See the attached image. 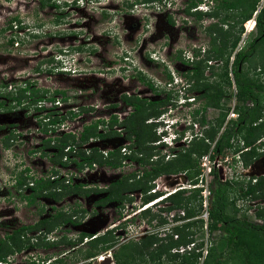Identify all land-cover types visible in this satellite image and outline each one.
Segmentation results:
<instances>
[{"label": "rangeland", "instance_id": "1", "mask_svg": "<svg viewBox=\"0 0 264 264\" xmlns=\"http://www.w3.org/2000/svg\"><path fill=\"white\" fill-rule=\"evenodd\" d=\"M133 1L55 0L57 7L44 6L41 8L38 6L37 0H0V82L7 83L9 85L7 89L14 88L16 90L22 81H27L31 86L42 90L50 88L64 90L66 96L64 101L61 100L59 105L50 108L51 112L66 114L71 109H86V111H81V114L75 119L67 121L68 123L63 128L68 131L77 132L81 121L103 119L109 114H117V117L125 114L128 106L126 107L119 100V95L122 92L138 93L139 96H145L147 100L164 98L165 94H169L167 102L157 106L159 110H164L159 116L160 119L155 123L154 117L156 116H153L145 121L148 122L152 119V122L149 123L151 138L158 139V134L174 129L183 131L190 120L196 122L192 125L194 132L208 128L210 124L204 122L201 126L198 123L199 118L203 116L205 120L214 124L219 116L220 108L208 106L193 116L195 113H192V108L201 106L204 100L203 97H196L202 92L201 89L191 87L192 89L189 90L184 82L190 73L185 60L190 61L192 52H198L199 57L203 54L209 40L204 26L216 19L214 17L196 19L192 15L184 14L183 7L188 0H161V4L158 5L155 1L132 4ZM262 3L263 0H260L258 7ZM197 4L198 8L204 10L212 4V0L211 3L200 0ZM104 13L108 15V18L101 16ZM14 17L20 20V23L25 27L7 28L9 19ZM169 17L172 23L168 21ZM251 24L247 23L248 32L244 33L243 29L237 42V46L244 44V50L248 49L247 43L255 36V24L253 27ZM225 28L226 26L222 25V29ZM10 38L18 43L10 44ZM235 50H232L231 56ZM248 58L250 67L247 69L248 62H244L242 70H248L249 76L255 82L264 85V67L257 64V67L253 69V65L260 60L258 55H252L251 52ZM230 60L231 58H229V66ZM205 64L208 66H204L203 61L202 82H212L214 89H221L223 93L218 100V105L228 108L225 119L215 135L217 137L223 127L228 124L227 118L236 115L235 105L239 102L235 98L231 73L227 75L228 82L220 73V60L211 59ZM138 72L142 74V81L145 84L142 82L140 85L138 84ZM167 74L170 76L169 79ZM171 78L172 81L169 82ZM146 82H153L156 92L150 91ZM20 94L28 95L27 98L22 99L20 105L9 110L0 109V235L10 232L22 223H30L38 219L40 206H42V211L44 208L48 213L51 212L49 207L54 205L74 206L77 218L81 221L76 224L65 223L60 226H52L47 235H44L42 230L22 231L21 240L28 241V243L21 250L8 254L6 263L0 264H26L29 261H34V264H51L52 259L56 256L64 257L63 264H89L90 261L83 259L77 250L86 248L83 243L88 239V235L91 237L99 235L105 230L110 232L113 237H117V242L109 249L112 261L111 254L117 250L120 244L130 242L129 245H131L153 231H156L159 237L163 233L165 236L176 233L173 231L175 225L182 224L185 220H176L174 217L177 214L181 216L183 210L175 208L165 212L164 209H159L164 208L168 201H162L149 208V211L155 214L154 219L149 220L148 217H141L138 214L132 217L131 224L128 225L130 221L126 220L121 222L117 229L109 230L112 222L120 220L121 216L126 213L136 212L140 207L141 195L137 189L127 193L131 200L122 206H117L114 202L96 206L94 200L102 196L103 192H92L86 197L67 195L58 202L39 197L33 206L26 205L22 194L28 192V186L26 184L16 186L15 178L23 168H27L26 175L29 177L26 181L28 183L31 181L30 176L37 178L42 173L50 174L51 163L47 153L52 148H42L43 140L47 136V132L41 131L42 128L47 127L42 122L46 121L45 114L49 109L47 107L39 108L37 101L29 102L32 96L27 91ZM186 97H189L188 100L192 97L195 99L189 102ZM2 99L0 96V100ZM246 103L250 104L251 102L247 101ZM43 105L46 106L48 103ZM262 113V118H264V109ZM170 123L174 124L170 125ZM97 130H101L99 126ZM184 133L189 135L190 130H186ZM127 143L128 140L123 137V132H121L117 136L92 140L88 146H96L99 150H110L117 146H125ZM167 147L165 143L157 144L155 148L157 156L161 157L169 152ZM221 152L220 155H215L212 161L207 159L203 162L199 157L196 159L194 169L187 168L177 173L161 174L156 177L157 181L153 186L160 189H172L177 186L189 188L188 183L199 182V178L202 177V186L200 183L195 186L202 189L207 184L209 186L212 180L217 179L215 177L217 175L220 182L229 180L232 187L236 188L239 184L246 183V178L242 179V176L252 177V175L264 174V153H262L264 152V143L256 148L258 155L252 157L250 166L245 168V174L241 173L243 170H241L239 162L233 161V153L228 150L222 152L221 155ZM165 158L166 155L163 160ZM53 168L57 170L58 177L72 174L75 175V180H82L91 187L102 188L127 172H132L135 169L145 170L148 166L140 167L134 160H126L119 169H109L101 165L92 170L74 173L75 170L71 163L67 167L55 165ZM206 168L209 170L214 168L217 171L216 175L214 176L212 172L205 174ZM183 172H186L185 176L182 175ZM233 195V190L228 193V197ZM209 196L205 202L206 208ZM239 199L241 200H236L234 203L237 209L236 217L248 223L259 224L256 221L258 215L255 210L259 206H263L264 201H259L260 199L257 197H252V201H247L248 198H246L247 200ZM196 205V202L189 205L194 208L195 213L187 218L188 221L203 219L202 230H196L197 224L189 227L190 231L195 230L192 234L195 241L201 239L203 241L207 235L210 240L208 246L212 245V251L219 254L221 258L218 264H245V255H238L236 252L230 253L225 241L222 240L220 230L215 229L211 234H206L204 218H207V213L205 214V207L197 211ZM81 208L86 212L81 214L78 211ZM156 216L163 218L165 223L158 225ZM125 229L129 232L127 233ZM81 233L86 235L81 236ZM243 234L245 233H241V235ZM59 235L63 237H58ZM77 235L82 237V244L70 246L67 240L76 239ZM250 242L253 244V241ZM78 246L79 248H77ZM156 247L153 245L150 247L154 255H157ZM127 251H130V247ZM101 253L103 252L99 254ZM124 257L126 256L124 255ZM43 260L45 261L42 262ZM208 260L212 264L215 258L212 257ZM155 261H158L155 256L150 258L148 254H145L142 257L138 256L134 263L152 264ZM159 261L161 264H185L186 262L181 263L180 256L169 260L165 254L160 255Z\"/></svg>", "mask_w": 264, "mask_h": 264}, {"label": "trees", "instance_id": "2", "mask_svg": "<svg viewBox=\"0 0 264 264\" xmlns=\"http://www.w3.org/2000/svg\"><path fill=\"white\" fill-rule=\"evenodd\" d=\"M47 0H39L40 7L45 5ZM155 1L156 5L161 4V0H134V3H148ZM200 0H188L186 5L183 7L184 14L192 15L196 19L202 17L215 18L216 21L209 22L204 29L209 35L208 46L206 50L199 57L198 52H194L191 64L193 66L192 73L187 75L186 82L187 87L190 89L198 88L202 92L196 97H203V103L201 106L193 109V112L197 114L208 106L219 107L220 113L212 124L208 122L203 116L199 118L200 125L204 122L209 123L208 128L202 129V134L199 137L191 139L190 142L181 151H178L170 159L163 160L164 155L157 156L155 153V144H150L155 141L154 137L151 138V122H145L148 118L158 116L161 110L158 109L160 106L167 102L169 94H166L164 98L158 100H147L146 98H140L137 96H126L122 94L120 100L124 105L129 106L131 110L125 117L118 120L116 114H109L106 118L97 119L94 121L80 122V130L76 137L71 132H63L59 130L60 124L65 121H71L79 116L81 111L86 109L77 108L69 110L66 114L60 112H51L50 108L56 107L52 104L59 96V100L64 101L65 91L62 89H39L31 86L27 81H22L17 87L10 89L5 82H0L2 91L0 96L3 98L0 100V109L9 110L21 104L22 99L27 96H22L20 93L28 92L33 101H48L53 106L49 107L47 114H45L46 121L42 122L43 125H47L41 131L47 132L45 140H43L42 148H52L47 153L48 160L50 161V174L43 178H34L30 176L32 184L26 180L29 176L26 175L27 168H23L18 172V176L15 178L16 186L24 185L29 187V193L23 196L26 201L31 204L34 203L37 196L44 195L58 200L62 195L76 193V194H88V188H82L81 184L73 183L69 180L63 182V177L57 176V170L53 167L60 165L67 167L70 163L74 167L75 172H82L84 169H92L96 166H106L112 169L120 168L123 166L125 159L134 160L140 166H148L145 170L135 169L132 172L121 175L118 179L111 182L106 188L103 189L105 195L102 201L116 200L122 202L125 196L122 194L124 190L137 189L141 194V202L150 201L156 194H146L150 189L151 185L148 183L153 178L160 174L177 173L183 170L194 169L196 165V159L199 156L207 153L210 143L213 142L212 152L213 154H219L221 151H230L231 153L238 156L233 158L234 162L240 161L241 164L247 165L250 163L253 156L258 155L256 148L264 143V141L256 144L255 141L264 135V121L262 118V110L264 109V85L255 82L248 74V70H242V64L248 62L249 65V54H257L260 59L258 63L253 65L255 69L257 64L264 67V0L261 6L258 7L260 0H212V4L208 6L206 11H200L195 9L197 2ZM57 7V4L51 3ZM130 5V4H129ZM194 8L192 11H190ZM254 14L255 24V36L247 43L248 49L244 50V44L237 46L241 34L243 33V23L251 18ZM15 21L17 25L24 28L25 25L21 24L20 20L16 17L9 19L7 28L11 27V22ZM168 21L171 23L170 17ZM222 25L226 28L222 29ZM13 39H9L11 44ZM262 46V48H261ZM239 47V48H238ZM236 49V50H235ZM232 50H235L231 56ZM260 54V55H259ZM230 60V66L228 65ZM217 61L220 60L221 75L224 76L228 82V73L232 75V81L235 87V98L239 102L235 105V118H229L226 122V126L220 131L221 123L224 121L227 109L225 106H219L218 100L222 95L221 89H214L206 82H202V63L204 66H208L206 61ZM211 67V65H209ZM230 67V68H228ZM139 74V80L145 84L142 80V75ZM168 79L169 74L166 75ZM138 77V76H137ZM146 86L152 91L156 92L155 88L152 87L151 82H146ZM192 87V88H191ZM209 89V91H208ZM40 91V92H39ZM195 99V97H193ZM4 101V102H2ZM251 102L247 104L246 102ZM49 112V113H48ZM155 118V117H154ZM197 121V120H196ZM258 121V122H257ZM41 122V121H40ZM148 123V124H147ZM101 130H97V128ZM119 128V130H117ZM123 132V137L129 141L126 145V149H129V153H122L120 151L121 146L114 147L110 150L101 151L96 146H88V143L92 140H100L106 137H113ZM213 154L210 155L212 159ZM196 171V169H195ZM210 172L215 176L217 171L212 169ZM186 173V172H185ZM74 176V175H73ZM187 176H189L187 174ZM217 179L211 181L208 186L209 200L206 218V231L207 234L215 229L221 231L222 240L225 241L226 247L230 253L236 252L238 255H245V264H264V224L255 225L248 223L247 221L236 217L235 208V195L228 197L230 191H234L242 197L248 196L249 198L257 197L264 198V178L259 177L254 184L247 183L245 186L233 188L229 180L220 182L218 176ZM200 188L192 189L188 194H184V191H178L170 195L167 199L169 204L165 206V211L172 209H182L183 215H177L174 219H187L193 216L195 211L191 205L196 202L197 211L202 209L201 197L199 196ZM131 198H126V201H130ZM192 202V203H191ZM73 213V212H71ZM71 213H60L56 211L51 214L47 219H39L30 228H45L49 230L52 226H57L59 223L70 220ZM256 215H264V206L255 210ZM139 215L141 217H148L149 220L154 219L155 214L151 213L149 209L142 210ZM157 217V224L165 223V220L160 216ZM197 224L196 230H202L203 219H195L192 221H184L182 224L175 225L173 229L177 233V237L173 238L172 234L165 233L161 237H158L156 232L147 234L144 238L130 244H121L116 251L112 252L114 264H135L134 260L138 256H144L148 254L150 258L156 257L158 261L152 264H161L159 261L160 255L167 256L169 260H173L176 257L181 258V263L195 264L197 258L200 255L199 251H195L202 247V239L195 241L192 234L195 230L190 231L189 227ZM29 226H19L8 233H5V239H0V262H6V255L21 250L28 241L21 240L23 234L22 231L28 229ZM241 233H245L241 235ZM86 235L81 233V236ZM89 239L84 250H77L81 254L83 259L90 258L102 251L110 248L114 241L113 236L110 232L94 235ZM165 237V238H164ZM2 240V241H1ZM164 240V241H162ZM81 241V238H79ZM253 241V244L252 242ZM188 242H194L193 248L188 253H174L170 252V249L180 244H186ZM155 244V250L157 255L153 254L151 247ZM210 244V243H209ZM130 247V251L127 249ZM154 249V248H153ZM212 245L207 246L206 255L204 256L201 264H210L209 258H215L214 263L218 264L221 258L219 254L214 253ZM235 250V251H234ZM243 250V252H241ZM124 255L126 257H124ZM43 260L42 262H44ZM53 261V260H52ZM34 261L26 262V264H34ZM53 264H63L61 259H56Z\"/></svg>", "mask_w": 264, "mask_h": 264}, {"label": "flooded vegetation", "instance_id": "3", "mask_svg": "<svg viewBox=\"0 0 264 264\" xmlns=\"http://www.w3.org/2000/svg\"><path fill=\"white\" fill-rule=\"evenodd\" d=\"M45 2V1H44ZM55 2V0H47V2H45V5L44 6H48V7H52V8H54V7H56V6H54V5H51V3H54ZM56 3V2H55ZM37 4H38V6L40 7V3H39V0H37ZM43 6V7H44ZM101 16L103 17H105V18H108V15L107 14H101ZM118 16V15H117ZM110 18H112V16H110ZM109 18V19H110ZM108 19V20H109ZM172 21V20H171ZM172 23V22H171ZM76 50H79V48H76ZM193 54H194V52H192L191 53V58L193 57ZM193 59H190V61L189 62H187V60H185V62L186 63H188V71L190 72V73H192V70H193V66H192V64H191V61H192ZM215 63V62H214ZM189 73V74H190ZM139 74H141V73H139L138 72V78H137V82H138V84L140 85L141 84V81L139 80ZM142 75V74H141ZM153 83V82H152ZM208 84L209 85H211V87H213V84H212V82H208ZM152 86H153V88H154V85L152 84ZM150 91H151V89H149ZM156 90V89H155ZM152 92H154V91H152ZM122 94H124V95H126V96H137V97H140V98H145V96H142V95H140L139 96V94L138 93H131V94H129V93H125V92H122L120 95H119V100H120V96L122 95ZM165 96H166V94H165ZM159 99V98H158ZM158 99H155V100H158ZM121 101V100H120ZM122 102V101H121ZM123 103V102H122ZM131 110V108H129V111ZM127 114L125 113V114H123L122 115V117L121 118H123V117H125ZM228 120V119H227ZM107 138V137H106ZM102 139H104V138H102ZM102 139H100V140H102ZM45 149V148H44ZM60 166V165H59ZM140 166V165H139ZM61 167H64V166H61ZM95 167H97V166H95ZM94 167V168H95ZM141 167V166H140ZM94 168H92V169H94ZM107 168H109V167H107ZM121 168V167H120ZM109 169H112V168H109ZM116 169H119V168H116ZM80 173V172H79ZM127 173H129V172H127ZM124 175V174H123ZM47 176V173L46 174H44V173H42V174H39V176L37 177V179H39V178H43V177H46ZM64 176V179L65 180H63V182H67V180H68V178H69V180L71 181V182H73V183H79V184H81V186H82V188H88V190H91V191H89V193L88 194H76V193H71V194H66V195H62L58 200H53L52 198H50V197H48V196H46V195H44V193L42 192V194L41 195H39V196H37L36 197V199H35V201H34V203L36 202V200L39 198V197H41V199L43 198H46V199H50L52 202H58V201H60V199H62L63 197H65V196H67V195H76V196H78V197H86L87 195H89L90 193H92V192H103L104 194L102 195V196H100V197H97V198H95V200H94V204L96 205V206H101V205H103V204H105V203H107V202H114L115 203V205H117V206H122V205H124L126 202H130V201H126V198L128 197L127 196V193H129L131 190H124V191H122V194L125 196V199H123V201L122 202H118V201H116V200H107V201H102V199H103V197H104V195H105V192L103 191V189L104 188H106L111 182H113V181H111V182H109L108 184H106V185H104V187H97V186H90V185H87V184H85L82 180H75L74 179V177H75V175L73 176L72 174H64V175H62L61 177H63ZM35 178V177H34ZM30 184H32V182H30ZM23 185V184H22ZM27 189H28V192H26V194H28L29 193V187H27ZM139 192V191H138ZM140 193V192H139ZM26 194H22V199H23V201H24V203L26 204V205H28V206H33L34 205V203H31V204H29L27 201H26V199L23 197V196H25ZM257 199H260L259 201H264V198H257ZM256 202H257V200H256ZM50 208V213H48V212H46L45 211V209L43 208V211H42V206H40V209H39V217H38V219H36V220H34L33 222H30V223H22L21 225H19V226H23V225H28L29 226V228L28 229H26V231H31V230H42V231H44V235H47V233L48 232H50L51 231V229H49V230H46L45 228H36V229H33V228H30L31 226H33L39 219H44V218H48L51 214H53V213H55L56 211H59L60 213H66V215L68 214V213H71V212H73V213H71V215H70V220H67V221H64L63 223H59V225H57V226H60V225H63V224H65V223H68V224H76V223H78V222H80L81 220H79L78 218H77V215H76V211H75V208L76 207H74V206H72V207H64V206H56V205H54V206H52V207H49ZM49 211V210H48ZM81 214H83L84 212H86V211H84V209L83 208H81V210H78ZM129 214H130V216H129ZM139 213H126L125 215H122L121 216V219L120 220H115L114 222H112L111 224V226H110V228H109V230H112V229H117L118 228V226H119V224L121 223V222H124V221H126V220H128V221H130V222H128V225H129V223L131 224V219H132V217H134L135 215H138ZM127 225V226H128ZM18 226V227H19ZM17 228V227H16ZM15 229V228H14ZM128 229V228H127ZM13 230V229H12ZM125 231L128 233L129 231L128 230H126L125 229ZM106 232H108L107 230H105L104 232H102V233H106ZM153 232H156V231H153ZM7 233V232H6ZM150 233H152V232H150ZM147 234H149V233H147ZM146 234V235H147ZM145 235V236H146ZM158 235V234H157ZM80 235H77L76 236V239H73V240H67V243L70 245V246H76L77 244H82L81 242H82V237H79ZM145 236H143L142 238H144ZM58 237H61V235H59ZM63 237V236H62ZM61 237V238H62ZM159 237V236H158ZM79 238H81V241H79ZM0 239H2V240H4L5 239V232L2 234V235H0ZM56 239V238H55ZM60 239V238H59ZM88 239H89V237H88ZM88 239L87 240H85L84 241V243L83 244H87V241H88ZM1 240V241H2ZM112 240L114 241V244L117 242V237H113L112 238ZM140 240V239H139ZM113 244V245H114ZM51 245V244H50ZM112 245V246H113ZM121 245V244H120ZM119 245V246H120ZM153 246L155 245V244H152ZM151 245V246H152ZM111 246V247H112ZM110 247V248H111ZM77 248H79V246L77 247ZM76 248V249H77ZM110 248H108L107 250H105V251H102L103 253H101L102 255H105V254H107V252L110 254V252L108 251ZM100 254V255H101ZM100 255H98V254H96V255H94V256H92V257H90V258H87V260L88 261H90L89 262V264H93V261H95V260H97V256H100ZM102 255L100 256V258L99 259H101L102 258ZM112 255V254H111ZM7 256V255H6ZM5 256V257H6ZM113 258V257H112ZM7 259V258H6ZM56 259H61V261H64V257H54L52 260L53 261H55ZM90 259V260H89ZM7 261V260H6ZM53 261L51 262V264H53ZM112 262L114 263V261H113V259H112ZM0 263H6L5 261L4 262H0Z\"/></svg>", "mask_w": 264, "mask_h": 264}, {"label": "clouds", "instance_id": "4", "mask_svg": "<svg viewBox=\"0 0 264 264\" xmlns=\"http://www.w3.org/2000/svg\"><path fill=\"white\" fill-rule=\"evenodd\" d=\"M84 2H92V1H95V0H83ZM206 2H210L211 3V0H205ZM197 6H198V4H197ZM195 7V9H197V10H200V11H206L207 10V7H206V9H204V10H202V9H200V8H198V7ZM210 6V5H209ZM10 28V27H9ZM185 81V84H186V86H187V82H186V79H184ZM172 81V78L170 79V81L169 82H171ZM186 99L188 100L189 99V97H186ZM189 102L190 101H193V97H192V99H190V100H188ZM127 107V106H126ZM198 107V106H197ZM197 107H193L192 108V113H194L193 112V109H195V108H197ZM128 108H130L129 106H128ZM164 111V110H163ZM163 111H161V113L157 116V117H155L154 118V120H155V123L157 122V120L158 119H160V115L162 114V112ZM129 112V109L125 112L126 114ZM164 114V113H163ZM236 114V113H235ZM117 115V114H116ZM194 115H196V114H193V116ZM236 117V115L235 116H232V118H235ZM122 119V118H121ZM162 119V118H161ZM227 119H229V118H227ZM227 121V120H226ZM263 121H264V118H263ZM148 122H152V119H150V120H148ZM196 122L195 121H192L191 122V120H190V123L188 124V126L186 127V129H184L183 131H181V130H178V129H174V130H172V131H165L163 134H158V136H159V138L158 139H155V141L154 142H157L155 145L157 146V144H160V143H165V145H167L168 147H167V149L169 150V152H167L166 154H164V156L166 155V158L165 159H170L174 154H176L178 151H181L184 147H186V145L190 142V140L191 139H193V138H195V136L196 137H200L201 136V134H202V129L198 132V130H196L195 132L192 130V125L193 124H195ZM172 124H174V123H170V125H172ZM177 124V121L175 122V125ZM202 126V125H201ZM186 130H190V133H188L189 135H186L184 132L186 131ZM262 137V136H261ZM216 139V138H215ZM215 139L213 140V142L212 143H210V147L211 146H213V144H214V141H215ZM259 139V138H258ZM262 141H264V139L262 140ZM262 141H260V142H262ZM259 142V143H260ZM128 143H129V141H128ZM182 145H185V146H182ZM262 145V144H261ZM209 147V148H210ZM171 151V152H170ZM208 152V151H207ZM222 153V152H221ZM262 153H264V152H262ZM199 157H201V156H199ZM233 158H236L235 157V154H234V157ZM232 158V159H233ZM238 158V157H237ZM198 159V158H197ZM127 160H130V159H127ZM96 165H94V167H95ZM241 166L244 168V171H242L241 173L242 174H245L246 172H245V168H247V167H249L250 166V163H248L247 165H243V164H241ZM93 167V168H94ZM214 169V168H213ZM86 170V169H85ZM88 170V169H87ZM90 170H92V169H90ZM74 173H77V172H75L74 171ZM161 175V174H160ZM160 175H158V176H160ZM177 176H179V174H176ZM182 175H184L185 176V172H183L182 173ZM254 175H252V177H253ZM252 177H250V176H248V177H243L242 176V179L244 178H246V180H245V184H243V185H241V186H245L247 183H249V184H254L256 181H257V179L259 178V177H263L264 178V174L263 175H257L256 176V181L255 182H253L252 183ZM187 178V177H186ZM157 181V178L155 177V178H153L152 180H150L148 183L151 185V187H150V189L147 191V193L146 194H156L150 201H148V202H141V198H140V207L136 210V212H134V213H140L142 210H146V209H149L150 207H152V206H154V205H156V204H158V203H160V202H162V201H168V197L170 196V195H172V194H174V193H176V192H178V191H184V194H188L192 189H194V187L193 188H186V187H184V186H181L180 188H178V187H175V188H172V189H160V188H155L154 186H153V184H155L154 182H156ZM191 182V181H190ZM196 182V181H195ZM195 182H193V183H195ZM196 188V187H195ZM199 188V187H198ZM151 189H152V191H151ZM185 192H187V193H185ZM141 195V194H140ZM235 195V201L236 200H240L239 198H248V200L247 201H252V198H249L248 196H246V197H242V196H239V195H237V194H234ZM141 197V196H140ZM235 201H234V203H235ZM168 204H169V201H168ZM167 204V205H168ZM166 205V206H167ZM159 209H162V208H159ZM173 210V209H172ZM165 211V210H164ZM169 211H171V210H169ZM169 211H165V212H169ZM177 214V213H176ZM178 215V214H177ZM180 215H183V214H180ZM172 217H173V214H172ZM177 220H180V219H177ZM181 220H185V221H187V219H181ZM183 223V222H182ZM94 236V235H93ZM92 236V237H93ZM180 245H183V244H180ZM175 247V246H174ZM109 251V250H108ZM110 252V251H109ZM108 253V252H107ZM180 254V253H179ZM100 255V254H99ZM106 255V254H105ZM108 255H109V257H110V254L108 253ZM103 256V255H102ZM98 259V258H97ZM111 261V260H110ZM112 262V261H111Z\"/></svg>", "mask_w": 264, "mask_h": 264}, {"label": "built area", "instance_id": "5", "mask_svg": "<svg viewBox=\"0 0 264 264\" xmlns=\"http://www.w3.org/2000/svg\"><path fill=\"white\" fill-rule=\"evenodd\" d=\"M254 14H255V12H253V14H252V16H251V18H249L248 20H246L244 23H243V29H244V33L245 32H248V29H247V23H252L251 25H252V27L254 26ZM13 26V28H15V27H19L18 25H17V23L15 22V21H12L11 22V27ZM10 27V28H11ZM251 29V28H250ZM242 39V38H241ZM18 42L16 41V40H13V44L14 45H16ZM57 99L52 103V104H54V105H59V103L61 102L58 98H59V96H57L56 97ZM48 103V105H43V104H47ZM52 104H50V102H46V101H39L38 102V107L39 108H43L44 109V107H47V108H49L50 106H52ZM76 109V108H75ZM129 109V108H128ZM71 110H73V109H71ZM232 112V111H231ZM62 114V113H61ZM121 117L122 116H118L117 118H118V120H121ZM68 120H65V121H63L61 124H60V126H59V130H61V131H65V132H71V133H73L76 137L78 136V133H79V130H80V126H79V130L77 131V132H75L74 130L73 131H68V130H66V129H64L63 127L65 126V124L66 123H68L67 122ZM117 130H119V128L117 129ZM264 139V135L262 136V137H260L259 139H257L256 140V144H258L260 141H262ZM128 144V143H127ZM101 151H105V150H101ZM120 151H122V153H129V149L127 150L126 149V145L125 146H121L120 147ZM213 154V152H212V146L208 149V152L207 153H205V154H203V155H201V159L203 160V162L204 161H207V159L209 160V161H212L213 160V158L215 157V155H220V153L219 154H213V157H212V159H210V155H212ZM223 153H221V155H222ZM235 157L237 158L238 156L237 155H235ZM127 160V159H126ZM126 160H124L123 161V163L126 161ZM237 162H239V164H240V167H242L241 166V162L240 161H237ZM85 170V169H84ZM83 170V171H84ZM87 170V169H86ZM241 170H243L244 171V168L242 167L241 168ZM211 170H209L208 168H206V171L204 172L205 174H207V173H209ZM198 180V179H197ZM256 181V176H253L252 177V183L253 182H255ZM200 183V185L202 184V177L201 178H199V182H195V184L194 183H188L187 185L188 186H190V188H195V186H197V184H199ZM202 186V185H201ZM178 188H180L181 186H177ZM151 191H152V189H151ZM199 192H201V193H199V196L201 197V205H204L202 208L204 209V207L206 206V204H205V202L207 201V198H208V196H209V190H208V184L207 185H205L202 189L200 188V191ZM202 196H201V195ZM204 200V203H202V201ZM241 200V199H240ZM256 204V203H255ZM255 204H253V205H255ZM263 206H264V203H263ZM260 207H262V206H260ZM182 213V212H181ZM207 213V211H206V207H205V214ZM183 214V213H182ZM257 220V222H259V224H257V225H260V224H264V215L263 216H257V218H256ZM204 223H205V229H207L206 228V218H204ZM255 224V223H254ZM206 234H207V231H206ZM172 237L173 238H176L177 237V233H173L172 234ZM209 242H210V240L208 239V237H207V235L205 236V238L203 239V244H202V247L201 248H198V249H196L195 251H199L200 252V255L198 256V258H197V264L199 263V264H201V261L203 260V258H204V256L206 255V248H207V246H208V244H209ZM193 246H194V242H188V243H186V244H184V245H178V246H175V247H173V248H171L170 249V252H174V253H180V254H182V253H188L192 248H193Z\"/></svg>", "mask_w": 264, "mask_h": 264}, {"label": "water", "instance_id": "6", "mask_svg": "<svg viewBox=\"0 0 264 264\" xmlns=\"http://www.w3.org/2000/svg\"><path fill=\"white\" fill-rule=\"evenodd\" d=\"M93 264H114V263L110 261V257L107 253L106 255H103L101 259L99 260L97 259L93 261Z\"/></svg>", "mask_w": 264, "mask_h": 264}, {"label": "bare ground", "instance_id": "7", "mask_svg": "<svg viewBox=\"0 0 264 264\" xmlns=\"http://www.w3.org/2000/svg\"><path fill=\"white\" fill-rule=\"evenodd\" d=\"M100 256H101V255H100ZM100 256H97L98 260H99Z\"/></svg>", "mask_w": 264, "mask_h": 264}]
</instances>
